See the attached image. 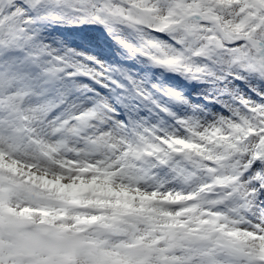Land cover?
Returning a JSON list of instances; mask_svg holds the SVG:
<instances>
[{"label": "snow or ice", "instance_id": "obj_1", "mask_svg": "<svg viewBox=\"0 0 264 264\" xmlns=\"http://www.w3.org/2000/svg\"><path fill=\"white\" fill-rule=\"evenodd\" d=\"M0 264H264V0H0Z\"/></svg>", "mask_w": 264, "mask_h": 264}, {"label": "rangeland", "instance_id": "obj_2", "mask_svg": "<svg viewBox=\"0 0 264 264\" xmlns=\"http://www.w3.org/2000/svg\"><path fill=\"white\" fill-rule=\"evenodd\" d=\"M155 72H156L157 75H159L160 70L157 69V70H155ZM163 80H164L165 83L175 84V83H178L179 78L172 77L170 73H164ZM181 86L184 88L186 93H194L195 92V86L189 84L187 81H183ZM177 111H178V114H180V115L184 114L183 110L177 109ZM167 123L168 122L165 121V124H167Z\"/></svg>", "mask_w": 264, "mask_h": 264}]
</instances>
